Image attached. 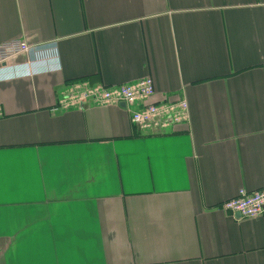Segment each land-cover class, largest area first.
Here are the masks:
<instances>
[{
  "label": "crops",
  "instance_id": "crops-1",
  "mask_svg": "<svg viewBox=\"0 0 264 264\" xmlns=\"http://www.w3.org/2000/svg\"><path fill=\"white\" fill-rule=\"evenodd\" d=\"M12 39L56 48L0 72V264H264V216L224 208L264 187V0H0ZM148 76L134 104L61 102Z\"/></svg>",
  "mask_w": 264,
  "mask_h": 264
},
{
  "label": "built area",
  "instance_id": "built-area-1",
  "mask_svg": "<svg viewBox=\"0 0 264 264\" xmlns=\"http://www.w3.org/2000/svg\"><path fill=\"white\" fill-rule=\"evenodd\" d=\"M55 42L31 44L26 40L12 39L0 43V72L8 69L9 78L32 75L43 67L36 68L37 63H48L50 53L54 54ZM21 54L29 55V60L17 64L14 60ZM58 57V55H56ZM79 87V86H77ZM75 87V88H77ZM156 92L154 79L145 77L135 83L115 86L89 87L79 92L70 90L62 97V105H82L84 102L96 104H134L138 100H147ZM2 108L0 107V116ZM132 121L142 127L155 126L164 128L172 122L188 116V104L181 100L175 104L147 103L139 110H132ZM224 208L240 214V218H257L264 216V187L256 190L240 188L238 194L224 203Z\"/></svg>",
  "mask_w": 264,
  "mask_h": 264
},
{
  "label": "water",
  "instance_id": "water-1",
  "mask_svg": "<svg viewBox=\"0 0 264 264\" xmlns=\"http://www.w3.org/2000/svg\"><path fill=\"white\" fill-rule=\"evenodd\" d=\"M238 216L240 217V214H238Z\"/></svg>",
  "mask_w": 264,
  "mask_h": 264
}]
</instances>
